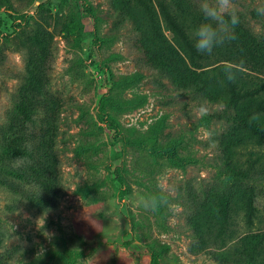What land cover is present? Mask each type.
Listing matches in <instances>:
<instances>
[{"label":"rangeland","instance_id":"rangeland-1","mask_svg":"<svg viewBox=\"0 0 264 264\" xmlns=\"http://www.w3.org/2000/svg\"><path fill=\"white\" fill-rule=\"evenodd\" d=\"M121 1L0 0V264H151L152 254L158 264H246L234 246L264 227V170L253 185L255 227L236 207L231 239L212 242L207 226L230 181L219 141L231 111L146 64ZM184 1L196 15L190 37L203 17ZM150 2L159 16L158 4L174 0ZM259 2L233 0L240 26L264 40ZM161 31L171 41L162 22ZM229 51L202 54L204 65L226 63ZM26 100L28 183L12 175L24 158L2 153ZM151 194L167 204L139 206Z\"/></svg>","mask_w":264,"mask_h":264},{"label":"trees","instance_id":"trees-1","mask_svg":"<svg viewBox=\"0 0 264 264\" xmlns=\"http://www.w3.org/2000/svg\"><path fill=\"white\" fill-rule=\"evenodd\" d=\"M186 2H160L159 16L150 0H122L120 8L136 24L140 34L138 43L146 64L164 72L175 85L199 93L231 111V128L219 141L222 166L230 181L216 197L220 210L216 213L215 223L207 226V232L211 236L215 234L211 237L212 242H225L232 237L230 227L236 207L248 229H253L258 219L253 185L264 170V155L255 152V149L264 150V40L257 39L240 25L236 27V39L229 42L230 51L224 60L237 70V79L229 82L223 72L225 63L204 65L202 54L194 48L186 20L189 16L196 18V15ZM161 22L171 32V41L163 35ZM8 122V128L2 133L7 144L2 153L12 161L24 158L12 175L28 183V176H31L28 175V123H31L28 100ZM106 123L110 124L108 120ZM240 150H246V153L240 155ZM242 156L244 160H241ZM45 159L52 164L50 155ZM38 160L44 168V158L40 156ZM234 247L238 248L244 263L264 264V227L242 233ZM225 254L215 256L222 262ZM151 264H158L157 255H151Z\"/></svg>","mask_w":264,"mask_h":264},{"label":"clouds","instance_id":"clouds-1","mask_svg":"<svg viewBox=\"0 0 264 264\" xmlns=\"http://www.w3.org/2000/svg\"><path fill=\"white\" fill-rule=\"evenodd\" d=\"M195 4L203 17V22L194 26L190 32L197 52L212 55L214 49L236 39L235 29L242 21L233 0H195ZM254 10L257 15L264 17V0H260ZM223 72L227 81L235 82L237 79V70L231 63H225ZM138 204L147 211L156 212L167 204V196L164 194L141 196Z\"/></svg>","mask_w":264,"mask_h":264}]
</instances>
